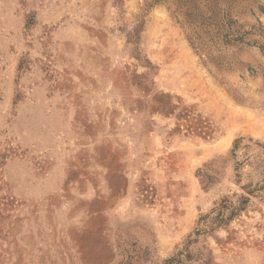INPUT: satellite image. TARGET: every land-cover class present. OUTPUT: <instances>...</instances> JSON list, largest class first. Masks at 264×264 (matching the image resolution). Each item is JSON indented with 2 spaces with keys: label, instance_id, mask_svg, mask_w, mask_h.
<instances>
[{
  "label": "rangeland",
  "instance_id": "obj_1",
  "mask_svg": "<svg viewBox=\"0 0 264 264\" xmlns=\"http://www.w3.org/2000/svg\"><path fill=\"white\" fill-rule=\"evenodd\" d=\"M0 264H264V0H0Z\"/></svg>",
  "mask_w": 264,
  "mask_h": 264
},
{
  "label": "trees",
  "instance_id": "obj_2",
  "mask_svg": "<svg viewBox=\"0 0 264 264\" xmlns=\"http://www.w3.org/2000/svg\"><path fill=\"white\" fill-rule=\"evenodd\" d=\"M248 202L247 199L245 198H241L240 200V205L237 208H234L232 206L227 207V204H229L228 201L223 200L222 201V207L221 209L218 210L217 216L214 217V219L212 221L218 222V223H225L228 220H230L234 215H236L239 211H242L244 209V205ZM227 210L229 212V217L226 219L222 218L223 215V211ZM212 231H214V229H212ZM202 233H206L205 229H200L199 231H195V234H202Z\"/></svg>",
  "mask_w": 264,
  "mask_h": 264
}]
</instances>
